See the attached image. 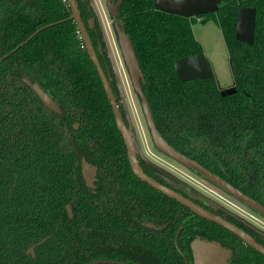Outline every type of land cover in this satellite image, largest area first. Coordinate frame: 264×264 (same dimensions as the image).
I'll return each instance as SVG.
<instances>
[{"label":"trees","instance_id":"16d2710c","mask_svg":"<svg viewBox=\"0 0 264 264\" xmlns=\"http://www.w3.org/2000/svg\"><path fill=\"white\" fill-rule=\"evenodd\" d=\"M223 1L199 18L222 30L237 91L227 97L214 77L180 82L176 75V60L203 54L195 17L161 12L154 0H124L120 19L164 139L264 206V0ZM240 7L257 10L253 45L236 39ZM70 16L65 0H0V264H184L174 236L188 211L176 216L169 199L132 173L107 94ZM104 58L110 64L107 51ZM34 83L61 114L44 105ZM84 164L97 171V189L87 185ZM206 224L223 233L203 239L232 250L231 264H264L239 238ZM199 230L186 234L184 222V253ZM254 235L264 244L263 235Z\"/></svg>","mask_w":264,"mask_h":264},{"label":"water","instance_id":"95a60500","mask_svg":"<svg viewBox=\"0 0 264 264\" xmlns=\"http://www.w3.org/2000/svg\"><path fill=\"white\" fill-rule=\"evenodd\" d=\"M69 7L71 8L72 19L79 29L81 35V40L83 41L90 60L96 67L98 75L101 79L107 98L113 110L115 117L116 126L121 133L124 143L127 148V154L129 158V163L134 175L143 183L148 184L155 190L161 192L165 196L178 201L183 206L189 208L197 216L216 223L217 225L228 230L230 233L238 237L245 245L251 247L260 255L264 256V246L258 243L252 236L246 233L241 228L230 223L229 221L212 214L211 212L205 210L201 206L195 204L189 199L184 198L182 195L168 189L167 187L161 185L158 181L148 176L142 169L140 162L137 157V151L135 148L134 140L130 129L127 127L123 114L121 112L119 103L114 94L111 86V81L106 75L104 69L101 66L100 60L95 51L92 40L86 30V26L82 20V14L79 10V5L77 0H65ZM113 0H108V9L111 14V18L115 21V32L119 44V48L131 78V82L136 94L139 96L142 104V110L150 129L151 137L155 148L171 158L178 164L182 165L188 170H195L198 173L206 177L208 181L215 184L218 188L229 194L231 197L245 204L252 211L258 212L264 216V206L258 201L252 199L248 195L244 194L241 190L235 188L233 185L228 183L226 180L222 179L220 176L214 174L212 171L206 169L197 161L192 160L181 152L177 151L172 147L158 131L154 116L152 114L150 105L147 98L142 90V84L145 83L144 74L136 54L134 45L131 38L128 36L125 25L123 21L119 20L118 8L124 0H117L115 4H112ZM155 8L161 12L181 16L185 18L200 17L215 13L220 10L223 5V0H154ZM256 8L240 7L238 9L237 24H236V39L240 42H244L248 45H253L255 38L256 29ZM46 27H43L44 29ZM36 31L29 39L31 40L39 31ZM23 46V45H22ZM11 54V53H10ZM4 59H0L2 62ZM175 71L180 82H189L194 80H205L214 77L210 64L203 54L194 55L190 57H185L175 61ZM31 88L34 90L39 99L44 103V105L51 111L61 114L59 105L37 84H31ZM235 87L221 92L223 97L231 96L236 93ZM78 126L76 125L75 128ZM84 172L86 174V181L88 186L93 185V176L95 175V170H92L84 164ZM70 217L73 216L71 207H67ZM181 228L179 229L175 243L178 252L185 257L178 247V237ZM196 246V247H195ZM199 246V247H198ZM194 264H230V260L233 257V251L229 249H224L220 244L215 242L198 241L193 247ZM30 252L34 255V250L31 249ZM87 264H128L120 261L113 260H97ZM185 264H189L188 259L185 257Z\"/></svg>","mask_w":264,"mask_h":264},{"label":"rangeland","instance_id":"374dc122","mask_svg":"<svg viewBox=\"0 0 264 264\" xmlns=\"http://www.w3.org/2000/svg\"><path fill=\"white\" fill-rule=\"evenodd\" d=\"M93 4L99 13L107 43L110 47L116 69V76L122 92L121 108L125 112L127 121H129L130 130L133 133L139 157L153 163L167 173L174 175L183 183L192 187L211 201L228 209L264 235V218L247 210L244 205L209 185L194 173L164 156L157 154L158 152L156 150L154 151L144 122L139 99L133 88L119 48L106 0H93ZM195 18L196 23L192 25L194 37L203 47V55L210 64L220 91L223 92L234 88L235 79L230 65V54L222 30L212 20L202 22L201 18Z\"/></svg>","mask_w":264,"mask_h":264},{"label":"flooded vegetation","instance_id":"af4514ba","mask_svg":"<svg viewBox=\"0 0 264 264\" xmlns=\"http://www.w3.org/2000/svg\"><path fill=\"white\" fill-rule=\"evenodd\" d=\"M85 1H88L89 5L87 7H85ZM78 2V5H79V10L81 11V14H82V20L86 26V30L92 40V43L94 45V48H95V51L97 53V56L99 58V60H104L105 64H104V67L102 66V68L104 69L106 75L108 76V78L110 79L111 81V86L113 84V82H117L116 86L119 88L120 90V97L119 99L117 98V101L119 103V106H120V109H121V112L123 114V117H124V120H125V123L127 125V127L130 129V124H129V121H127L126 119V115H125V112L124 110L121 108V102H122V92H121V89H120V86H119V83H118V79H117V76H116V69H115V65H114V61H113V58H112V55H111V51H110V47L107 43V39H106V35H105V32H104V29H103V26H102V23H101V19L99 17V13L96 9V7L94 6L93 4V0H77ZM117 2V0H113L112 1V4H115ZM108 3V0H106V4ZM123 3V2H122ZM122 5V4H121ZM121 5L119 6L118 8V11H119V20L120 19V7ZM82 6V7H81ZM107 9H108V4H107ZM109 11V9H108ZM110 13V11H109ZM110 17H111V14H110ZM112 19V18H111ZM113 21V27L115 29V26H114V20L112 19ZM122 21V20H121ZM124 23V22H123ZM125 25V24H124ZM116 34V32H115ZM85 47V45H84ZM86 48V47H85ZM106 51L108 52V56L110 58V64H107V61L105 60V53ZM101 58V59H100ZM101 63V61H100ZM130 76V75H129ZM131 79V78H130ZM145 84V83H144ZM143 85V84H142ZM113 89V87H112ZM143 90V88H142ZM114 91V90H113ZM115 94V93H114ZM115 95V96H116ZM137 95V94H136ZM137 97H139L137 95ZM140 99V98H139ZM140 102V101H139ZM141 106V110H142V104H140ZM152 111V110H151ZM142 113H143V110H142ZM153 114V113H152ZM154 116V115H153ZM143 117H144V122L146 124V127H147V131L149 133V136H150V139H151V142H152V147L154 149V151L156 150L159 154V155H162L164 156L165 158L175 162L174 160H172L171 158L167 157L166 155L162 154L161 152H159L154 144H153V141H152V137H151V133H150V129L147 125V122H146V119H145V116H144V113H143ZM155 119V118H154ZM156 122V121H155ZM157 126V124H156ZM76 127V126H75ZM78 128V127H77ZM76 128V129H77ZM158 128V127H157ZM118 129V128H117ZM119 131V130H118ZM159 131V130H158ZM131 132V130H130ZM121 134V133H120ZM132 134V137H133V133L131 132ZM121 138H122V141L124 143V140H123V137L121 135ZM133 140H134V137H133ZM134 144H135V140H134ZM124 146H125V149H126V153H127V148H126V145L124 143ZM135 148H136V151H137V157H138V160L140 162V165L142 167V169L144 170V172L152 177L153 179H155L156 181H158L161 185L167 187L168 189L170 190H173L174 192L182 195L184 198L186 199H189L191 200L192 202H194L195 204L201 206L202 208H204L205 210L211 212L212 214L214 215H217L227 221H229L230 223L236 225L237 227L241 228L242 230H244L246 233H248L250 236H252L258 243H260L261 245L264 246L263 243H261V241L258 240V238L254 235V233L257 231V233H260L261 235H263L261 232H259L258 230H256L254 227L250 226L248 223H246L243 219H240L239 217H237L236 215H234L231 211H229L228 209L224 208L223 206H220L218 205L217 203L211 201L210 199H208L207 197H205L204 195H201L199 192H197L196 190H194L192 187L186 185L185 183H183L181 180H179L178 178H176L174 175H171L169 173H167L166 171H164L163 169L159 168L158 166L154 165L153 163L151 162H148L142 158L139 157V154H138V150H137V147H136V144H135ZM127 158H128V154H127ZM128 162H129V158H128ZM176 164H178L177 162H175ZM130 165V163H129ZM180 165V164H179ZM182 166V165H180ZM183 167V166H182ZM131 168V166H130ZM185 168V167H184ZM186 169V168H185ZM132 170V169H131ZM188 170V169H187ZM190 171V170H188ZM93 172V170H92ZM192 172V171H190ZM133 173V171H132ZM194 173V172H192ZM134 174V173H133ZM195 175H197L196 173H194ZM202 175V174H201ZM96 176H97V171L95 170V175L93 176V180H96ZM198 177H200L202 180H204L205 182H207L209 185L215 187L216 189L220 190L221 192L225 193L226 195H228L229 197H231L229 194H227L226 192H224L223 190H221L220 188H218L215 184L211 183L210 181H208L205 177H201L199 175H197ZM136 177V176H135ZM137 178V177H136ZM138 179V178H137ZM96 182H98V179L94 182L93 181V185L92 186H89L93 189H97L98 186L96 185ZM142 182V181H141ZM94 183H95V186H94ZM143 183V182H142ZM146 184V183H144ZM147 186H149L148 184H146ZM151 189H153L154 191L156 192H159L157 190H155L154 188H152L151 186H149ZM160 194H162L161 192H159ZM162 197H165L169 200H167L165 202L166 206L172 210L174 213H176V216H181L182 214H185L186 211H188L187 215L186 216V219L184 220V222H186V224L188 225V231L186 232V234H189V229H191L192 227H195L197 225V227H199V232L200 234L195 236L196 239L192 242H190L188 244V246L186 247V252L184 253L181 248H180V245H179V239L184 231V222L183 224H180L177 228V230L175 231V236H174V246L178 252V249L176 247V243H175V238H176V235L179 231V229L181 228V231H180V234H179V237H178V247L180 248L181 252L185 255V257L188 259L189 261V264H194V255H193V250H192V247L198 242V241H206L203 239L204 235L207 233L208 236L212 237L213 235H217V233L221 234L222 231L220 230H217L216 227H211L210 224H206V222L208 223H214V222H211V221H207L199 216H197L196 214H194L189 208H187L186 206H183L182 204H180L178 201L172 199V198H169L167 196H165L164 194H162ZM233 200H236L234 199L233 197H231ZM172 201V202H171ZM237 201V200H236ZM174 202V203H173ZM239 203H241L240 201H238ZM242 205H244L243 203H241ZM245 206V205H244ZM247 208V210L249 211H252L251 209H249L247 206H245ZM72 210V209H71ZM253 213H255V211H252ZM69 214V213H68ZM73 214V213H72ZM257 214V213H255ZM258 215V214H257ZM70 216V215H69ZM73 217V216H72ZM71 217V218H72ZM194 218H198V219H194ZM194 220V221H192ZM205 221V222H204ZM216 224V223H215ZM217 225V224H216ZM149 228H153V229H159V228H156L155 225H147ZM219 226V225H217ZM220 228H222L223 230L225 231H228L226 229H224L223 227L219 226ZM208 228V230H207ZM254 230V231H252ZM229 232V231H228ZM215 233V234H214ZM223 233V232H222ZM230 233V232H229ZM232 234V233H231ZM233 235V234H232ZM219 236V235H218ZM221 236H224L223 234ZM235 236V235H234ZM264 236V235H263ZM236 237V236H235ZM200 238V239H199ZM202 238V239H201ZM238 238V237H237ZM207 242V241H206ZM184 245H187V241L183 242ZM247 246V245H246ZM196 247V246H195ZM199 247V246H198ZM33 249V248H32ZM31 250V249H30ZM34 250V249H33ZM30 252V251H29ZM31 253V252H30ZM179 253V252H178ZM32 254V253H31ZM33 255V254H32ZM179 255L183 258V261H184V264H185V257H183L180 253ZM35 256V255H33ZM233 257H234V252H233ZM232 257V259H233ZM232 259L230 260V264L232 262Z\"/></svg>","mask_w":264,"mask_h":264}]
</instances>
